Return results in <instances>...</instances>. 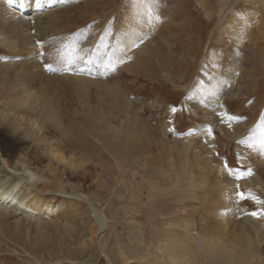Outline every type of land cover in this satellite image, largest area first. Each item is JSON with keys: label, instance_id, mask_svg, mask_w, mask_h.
Listing matches in <instances>:
<instances>
[{"label": "rangeland", "instance_id": "374dc122", "mask_svg": "<svg viewBox=\"0 0 264 264\" xmlns=\"http://www.w3.org/2000/svg\"><path fill=\"white\" fill-rule=\"evenodd\" d=\"M101 1L107 3L104 11L98 7L100 0L97 6L95 0L89 6L90 14L97 9L96 15L100 16L85 14L87 20L82 24L74 20L78 11L73 6L84 5L78 0L59 9L69 6L71 13L70 10L59 13L64 17L58 18H64L65 22L60 20L55 26L57 29L53 27V33L38 37L32 31L35 41L46 42L47 48L55 52L59 49L67 54L75 45L85 59L78 60L74 69L91 75L85 76L91 82L62 78L67 73L57 71L60 68L57 67L51 73L44 70L48 78L35 77V81L29 84L35 88L32 95L42 98L38 103L45 105L47 98L46 103L56 107L60 114L72 115L70 118L76 119V125L86 135L91 149L89 157L83 161H87L85 168L90 180L84 187L90 186L91 190L84 195L93 205L89 207L76 196L66 199L64 195L48 194L50 203L60 205V208L54 216L44 213L43 207L44 215L39 220L42 231L39 232L44 237L47 235L49 241L54 235L55 251L38 252L33 248L31 243L37 240L39 232L32 224H19L23 230L20 235L24 234L23 238L27 239L20 244L11 240L7 242L0 227V264H240V258L235 254L239 253V248L226 239L222 238L223 247L210 249L207 246V242L219 237L216 176L221 159H225L233 168L242 171L248 170V165L255 166V169L257 166L263 174L260 178L264 185V158H259L260 166L258 161H249L244 151L238 148L240 138H248L253 127L241 125L238 128L229 123L224 126L225 120L221 122L217 115H223L217 102H214L216 105H210L207 99L200 102L195 87L198 81H202V88L205 86L210 90L214 85L208 83L216 80V87L212 90L226 98L228 110L234 118L251 119L254 126L263 122L264 0H152L143 4L145 17L136 18L134 0ZM149 15L154 20L151 27L143 23ZM130 19L134 20L136 29L135 35L128 37L125 25ZM7 32L8 29L0 24V57L16 55L17 63L22 58L24 61L25 55L8 51L3 38ZM117 51L123 54L119 60L114 57ZM226 65L234 66L235 72L221 78L222 68H227ZM246 71L256 81L249 94L244 93V88L239 89ZM11 77L8 74L7 81L0 79V102L6 101L7 109L15 112L25 102V96L14 76ZM230 77L234 81L231 87L227 86ZM103 85H106L105 89ZM113 86L129 94L130 111L136 112V118L154 130V135L146 132L149 145L138 150V160H127L125 155L117 154L120 151L117 147L122 143L119 137L114 140L117 141L116 147L112 146L110 150L105 147V138L129 130L124 117L129 109L113 110L104 96L106 89ZM172 108L177 112L173 113ZM101 114L111 121L110 125L99 121ZM204 114L208 118L205 119ZM221 123L227 134L219 129ZM206 126L212 128V136L207 134ZM228 134L237 135V139L229 138ZM182 145L188 149L184 169L190 174V181L184 179L176 153ZM24 146L27 144L20 145L0 131V152L11 162L12 170H15V164L22 162ZM46 164L32 167L39 169L40 173ZM205 165H209L208 169L213 173L209 171L203 185L200 166L204 169ZM232 178L227 174L223 181L235 180ZM248 201H244L243 206H247L245 208L250 212L255 211V206ZM235 207L241 222L240 217L245 213L241 215ZM94 211H99L105 221L102 230L97 225L99 220ZM19 218L21 223L24 222L22 216ZM7 223L12 227L13 218H8ZM11 231L19 234L18 230ZM256 247L255 256L264 264V241Z\"/></svg>", "mask_w": 264, "mask_h": 264}, {"label": "bare ground", "instance_id": "6f19581e", "mask_svg": "<svg viewBox=\"0 0 264 264\" xmlns=\"http://www.w3.org/2000/svg\"><path fill=\"white\" fill-rule=\"evenodd\" d=\"M76 1L78 0H50V2L49 0H45L43 7L37 9L35 7L34 0H25V6L23 8L19 7L18 2H14L12 5H9L7 3V0H0V24L4 29L5 27L6 29H8L7 36L2 35L3 38L5 39L7 49L9 52H18L21 53L22 56L25 55L24 61H22L23 59L22 58L20 62L18 61V63L15 60L16 55L14 56L12 55L10 58L0 57V60L1 59L3 60V62H0V79H4V81H7L8 79L6 78V76H8V74H10V77L11 75H13L14 76L13 78L16 79L14 80L21 87V91L25 96V102L21 105V108H19V110L15 112H11L7 109L8 104L6 101L0 102V131L2 133L4 132L6 137H9V139H13L14 141H17L18 144L20 145H23V143L27 144V146H24L22 148L23 149L22 158H21L22 162L19 164H15V170L11 169V165H10L11 162L4 159L2 153L0 152V158H2L0 159V227H2L1 234L7 242H9L10 240L18 244L24 242L23 240H25L26 237L23 238L24 234L20 235V232H22L23 230L21 229V226H19V224L21 225L23 224V226L24 225L29 226V224H32V226L35 227L36 232L42 231L41 230L42 226L40 224L41 222H39V220L41 219V216L44 215L42 213L43 207H45L44 213L49 212L54 216L58 213L60 205H55L53 203H50L51 199L49 198L48 194L64 195L66 199H73L76 196L81 201L88 204L89 207L93 205L91 204L90 199L86 195H84L86 191L91 190L90 186L86 188L84 187V185L90 180L89 172H87L86 171L87 168H85V164L87 163V161H83L87 159V156L89 157V152H90L89 149H91V145L88 143L89 141H87L86 135L76 125L77 124L76 119H74L73 117L70 118L72 115L69 117L68 114L67 115L60 114L57 111V109H55L56 107L53 108L52 106L48 105V103H46L47 98L44 101L45 105L42 106V103H38V100H42V98L37 95H35L36 97H34L31 91L32 89L34 90L35 88L32 85L31 87L33 88H31L29 85L31 82L35 81V77L48 78L47 75L44 73V70L46 71V64H50L53 69H57V67H60L57 71L67 70L68 71L67 75L66 76L63 75L62 78L79 81V82L82 81L85 83L91 82L85 78L86 73L80 72L81 69L79 71H76L77 69L74 68L67 69L61 56L58 53H56L58 51L55 52V50L52 51V49L47 48L48 46L46 42L38 43L37 41L34 40L35 36L32 35L33 33H35L38 37L39 36L44 37L45 35H48V33L49 34H51V32L53 33V27H55L60 20L62 21L63 19L64 21L62 22H65L64 18L59 19L60 17H64L61 14H60L61 16H59V13L69 12L68 10H70L71 8L68 6L66 9H62L61 11L59 9L69 4H73V3L75 4ZM82 1L84 4L82 7L80 6L75 8V6L77 5L73 6L74 9H77L78 11L77 13L78 15L74 18V20L76 22H79V24H82L87 20L85 14H88L89 16L90 14L89 10H91L90 5L94 0H82ZM107 1L115 2V0H107ZM134 1H135V9L133 6L134 9L133 13H135V18L137 16L145 17L146 11L143 4L144 5L149 4L152 0H134ZM98 3L99 0H95L94 5L97 6ZM106 5H107L106 1L100 0V5L98 7H100L101 11H104ZM74 9L72 8L73 11ZM96 10L95 12L91 11L92 12V14H90L91 17L96 15L97 13ZM69 18L70 17H68L67 19ZM147 18L148 19L143 20V23H147L151 27L154 23V20H151L150 15ZM147 24L146 26H148ZM123 25H125V23ZM125 26L127 28L125 29V31L127 32L128 37H131L130 35L132 36L135 35V33L133 32L136 29V24L134 23L133 19H130V21H128V24ZM33 30L34 32L32 33ZM36 44L40 46L38 47L36 46ZM41 50H43V52L46 53V56L43 58L40 57ZM120 53L121 52L119 51L115 52L116 55L114 57H116L117 60H119L118 58H120V56H123V54L121 53L120 55ZM116 62L120 63L119 61ZM15 65H17L19 68L18 67H17L18 69L15 68ZM47 72L51 73L52 71H47ZM234 72H235V67L228 65L227 68L225 69L222 68L221 73L223 74L220 75V77L223 78L224 75L226 74L228 75V73L233 75ZM55 74L57 75V73ZM230 80L231 77L227 82V86L229 87H231V85H233L232 83L234 82ZM241 81L242 82L240 83L238 80V82L240 83L239 87L242 85V87H240L239 89L241 90L242 88H244L243 91L245 94L252 93L254 90V86L256 84L255 83L256 81L253 78L252 74L246 71V75L241 77ZM202 83H203L202 81H198L197 86L195 87V94H198V96H200L199 101L203 102L207 99L208 100L207 102L210 105H212L214 102H217L216 104L218 109L220 108L221 110V111L219 110L220 112L232 116L225 102L226 98L224 99L222 97L223 96L222 94L220 95L216 91L212 90L214 87H216V80H212L210 83H208L209 85L210 84L212 86L214 85V87L211 88L210 90H208V87L205 86H203L202 88ZM105 86L106 85H103L104 89ZM106 90L107 92L104 94V96L108 100V102L111 103L113 110L117 108L122 109L124 107L126 109H129L130 111L129 99H128L129 94L127 95L124 91H120L119 88L117 89V86L116 87L113 86ZM200 104H201L200 107L204 108L203 103ZM205 111L207 112V110ZM135 113L132 110L129 113H125L124 117L126 119V124L128 125L129 128L128 131H121L118 133H114L112 134V136H110L109 139L108 137L105 138L106 139L105 147L106 149L110 150L111 149L110 147L117 146V141L114 142V140L119 137V139L122 140V143L120 146L117 147V149L120 150L117 154L125 155L124 157L127 160L128 159L138 160L139 159L138 150H140V148L143 145L144 147L149 145V138L146 132H152V134L154 135L153 132L154 130L149 126L146 127L142 119H138L139 117L136 118ZM98 117H100L99 121L103 125L111 124L110 123L111 121L109 122L108 120H106L104 115L101 114ZM204 118L206 119L208 118V116L204 114ZM225 121L223 123L224 126L225 124H227L226 126H228L229 123L238 128L241 125L242 126L248 125L247 128L248 127L251 128V126L253 127L251 128L252 130L248 138L246 139H241L242 137L240 138V140L238 141L240 143V145H238V148L244 151V155H247L249 161L252 160L254 162L258 161V164H260L261 166L259 158L261 159L264 158V119L262 123L258 124V126H254L253 125L254 122L251 119L240 120L238 118H234L230 122L227 120L226 123ZM223 124L221 123L219 129H221L222 133L227 134L228 132H226L225 130L226 128L222 126ZM201 132H203V130ZM236 136L232 134L231 135L228 134V137L232 138L233 140L237 139ZM192 142H194V140ZM187 148L189 149L188 144H187ZM188 149L185 148V145H182L181 150L176 149V153L178 155V158L180 159L179 163H181L180 164L182 168L181 172L186 177L184 179L188 178L190 181L189 178L190 174L187 173L184 169L186 168L185 160ZM173 151H175V149ZM31 160H33V162L29 163ZM224 161L225 159H221L219 163L220 171L217 173L216 176L217 179L215 181V189L217 191V197L215 200L216 202L215 201L214 202L219 207L218 216L216 218L218 220L217 222H218L219 237H217L216 240L207 242L208 243L207 246L210 249L213 248L214 246L223 247L224 244L223 242H221L223 238V240L226 239L227 242L231 243L232 246L235 245L236 247L239 248L238 249L239 253L235 252V254L238 256V258H240L239 259V261L241 262L240 264H258V262H260L261 264V261L257 260V257L255 255L257 249L256 245L264 241V218H253L252 216L248 215V213H250V210L246 209L245 207L247 206H243V202H240L238 200V197L236 196V191H237V185H239L240 189L245 191L246 193L250 192L255 196L257 195L259 199L263 198L264 185L262 183V179L260 178V176H263V174H261V171L259 170V168H257V166L255 169V166L248 165V167L252 170L253 175L246 176L243 180H233L232 178L233 181H226V180L223 181V179L227 175V173L223 168ZM42 163H47V164L45 165V168L42 169L40 173H38L39 169L34 168L32 166L33 165L40 166ZM205 164L207 163L205 162ZM168 165L170 166L171 163H169ZM208 166L209 165H205V168H207V169L204 168L205 170L203 169V167L201 168L200 166V172L202 173L201 184L203 185L205 184V179L209 176L208 175L209 171H212V169L210 168H209L210 170L208 169ZM211 173H213V171ZM213 178L215 179V177ZM75 183L77 185H75ZM255 192H257V194H254ZM249 202L251 203L250 205L255 206L254 207L255 211L264 210V205H257L251 200L248 201V203ZM233 203L235 206L238 207L239 213L241 215L245 213V215L243 216L239 215L241 216L240 219L242 218L241 222L237 218L238 211L236 212L237 208L233 206ZM69 207L71 208V205H69ZM94 213L97 214L99 220L97 221L98 222L97 225L102 230L105 227V221L103 220L102 214L99 211L97 212L94 211ZM21 216L24 219V222L22 223L20 218L17 219L18 217ZM8 218H13L12 227L7 223ZM11 229L13 231L18 230L19 234L16 233L14 234V232H12ZM252 235L254 238L252 237ZM54 238H55L54 235H51V241H49V237L47 235L44 237L43 234L39 232V235L37 236V240L39 242H37L36 240L35 242L31 243V245L33 246V248L37 249V251L38 250L55 251L57 244L54 241Z\"/></svg>", "mask_w": 264, "mask_h": 264}, {"label": "snow or ice", "instance_id": "6c2138e0", "mask_svg": "<svg viewBox=\"0 0 264 264\" xmlns=\"http://www.w3.org/2000/svg\"><path fill=\"white\" fill-rule=\"evenodd\" d=\"M14 2H18L19 7L23 8L25 6V0H7V3L9 5H12ZM50 2V0H49ZM45 3V0H34V4L35 7L37 9H40L41 7H43ZM105 34H108V31L106 30ZM141 40L143 39L142 37L140 38ZM103 43V41H102ZM59 55L61 56V58L64 61V64L66 65L67 69H72L74 67H77V61H83L85 58L81 55H79V52L77 50V48L75 46H72L71 48H69L67 54H65L64 52H62L61 50H57ZM40 56L43 58L46 56V53L41 52ZM88 63H92L91 61H87ZM99 66V65H97ZM46 71H53V68L50 64H46ZM90 71V70H89ZM173 113L177 112L176 108H172L171 110ZM220 117L221 122H223L224 120H228L229 122L234 119V117L229 116L227 114H217ZM207 134L209 136H212L213 134V130L211 127L207 128ZM223 168L225 170V172L233 177L235 180H243L246 176H251L253 175L252 170L249 168L246 172L242 171L240 169H236L233 168L230 163L225 160L223 163ZM236 196L238 197V200L240 202H244V201H248L251 200L253 201L255 204L257 205H264V200L259 199L257 196L253 195L252 193H246L245 191L240 189V186L237 185V191H236ZM248 215L252 216L253 218H264V210H260V211H252L250 213H248Z\"/></svg>", "mask_w": 264, "mask_h": 264}]
</instances>
